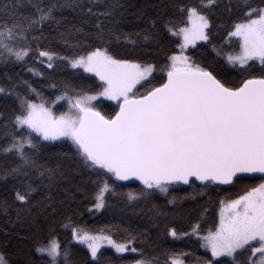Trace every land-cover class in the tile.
Here are the masks:
<instances>
[{
  "label": "snow or ice",
  "instance_id": "6c2138e0",
  "mask_svg": "<svg viewBox=\"0 0 264 264\" xmlns=\"http://www.w3.org/2000/svg\"><path fill=\"white\" fill-rule=\"evenodd\" d=\"M25 4L35 9L34 14L19 13ZM217 6L218 0L172 5L186 18L185 26L177 28L169 20L165 28L182 42L179 53L170 54L160 69L165 78L155 85V78L149 77L156 65L131 62L110 51L109 45L121 38L135 45L138 39L148 41L157 35L155 20L143 35L120 29L128 14L123 0H3L0 66L21 64L34 72L28 67L31 59L46 58L48 68L67 61L74 69L92 73L100 84L94 94L65 85L53 100L44 98L27 80L12 82L10 88L0 85V95L14 97L16 102L10 115L0 112V139L4 140L0 156L5 157L0 163V183L11 181L13 193L11 203L0 201V232L10 235L18 224L33 219L38 206L43 205L41 211L52 207L50 193L67 179L66 162L76 165L75 173H89L97 211L108 199L122 195L115 182L138 181L143 186L139 192L126 194L130 202L148 200L157 193L169 196L170 190L182 185L193 189L184 198L194 199L214 185L235 186L260 174L258 185L246 187L226 205L227 215L221 211L214 230L201 235L197 222L191 231L170 227L165 236L174 241L185 237L200 241L199 246L210 256L197 258L196 264H264V0L259 4L229 0L226 6L229 12L235 7L242 13L227 33L239 46L237 53L226 56L227 63L237 70L238 83L202 67L186 54L198 41L210 40L212 25L207 13ZM65 10L75 13L80 26L65 23ZM61 26L66 31H60ZM85 26L92 31H86ZM45 27L56 29L61 43L74 50L71 56L41 48ZM90 37L98 43H90ZM138 85L145 89L142 94ZM101 99L114 101L117 110L104 113L95 103ZM60 102L67 105V111L57 115L53 108ZM65 140L74 151L57 152L54 163H45V149L52 142ZM177 199L171 196L168 202L176 204ZM63 227L87 247L92 264H106L105 247L117 254L137 253L138 245L148 239L146 232L123 240L110 233L93 234L73 224L70 217ZM35 251L47 258L46 264H71L70 247L52 236L44 243L36 242ZM188 255L165 249L163 264H186ZM0 264H11L3 252ZM125 264L161 262L141 256Z\"/></svg>",
  "mask_w": 264,
  "mask_h": 264
},
{
  "label": "trees",
  "instance_id": "16d2710c",
  "mask_svg": "<svg viewBox=\"0 0 264 264\" xmlns=\"http://www.w3.org/2000/svg\"><path fill=\"white\" fill-rule=\"evenodd\" d=\"M2 2L3 0H0V4ZM123 2L128 5L127 22L120 25L123 32H138L143 35L150 30V22L155 20L157 35L148 41L138 39L135 45L125 43L121 38L120 42L113 41L109 45L110 51L118 58L131 62L156 65L157 70L150 79L154 77L153 83L158 85L165 78V73L160 69L168 63L167 57L170 54H176L179 51L181 42L179 37L172 36L166 30L165 24L171 20L177 28L185 26L186 18L172 5L179 3L191 6L198 4L199 0H123ZM252 2L259 4L260 0H252ZM228 3L229 0H218V6L207 13L212 25L209 29L212 33L211 38L191 48L188 55L202 67L214 71L219 76L229 78L232 83H238L240 77L237 70L227 63L226 56L237 53L239 46L235 38L229 39L227 33L233 23L240 19L242 13L235 7L229 12L226 7ZM232 3L234 4L235 0H232ZM18 11L22 15H29L34 14L35 9L30 4H25ZM62 15L68 18L65 21L66 24L80 26V19L76 18L71 10H65ZM85 29L92 31L88 26H85ZM60 31H66V29L61 26ZM89 42L98 43L91 37ZM40 46L58 55L71 56L74 51L68 45L61 43L54 27L44 28ZM218 52L220 55H217ZM40 59L44 58L31 59L28 62V67H33L34 72L39 74L29 72L27 67L21 64L9 65L7 68L0 66V85L10 88L12 82L20 84L27 80L48 100L55 99L65 85L89 94L97 91L100 81L95 76L80 69H73L67 61H57L54 67L48 68L47 60L44 59L45 63L40 64ZM257 70L253 69L254 72ZM8 77H11V81ZM140 91L142 94L145 89L140 88ZM97 105L106 114H112L114 110H117V105L103 100ZM15 109L14 97L0 95V112L10 115ZM65 111L66 107L63 106L57 110V113ZM3 143L4 140L0 139V144ZM44 143L48 144V142ZM62 151L72 152L74 148L66 141L52 142L45 149L44 162L54 163V154ZM4 162L5 157L0 156V163ZM8 162H12L11 158H8ZM66 164L67 179L61 180L50 193L52 207L47 211H41L43 205L38 206L33 210V219L18 224L11 229L10 235L0 232V252L10 258L11 264H46L47 258L41 257L35 251V243H44L50 236L59 239L62 245L70 247L71 264H92L87 247L77 243L70 231L63 227L68 217L73 224L90 233L97 235L110 233L117 240L126 239L130 234L147 233L148 239L138 245L137 253L117 254L109 247L102 249L106 254V264H125V261L141 256L146 259L158 258L163 264L165 249L188 252L190 255L184 257L186 264H196L197 258L207 259L210 256L209 252L199 246L200 241L195 237H185L183 240L174 241L171 237L165 236L167 230L175 227L178 232L191 231V226L197 222L201 224V235L206 234L208 229L214 230L219 224L223 205L238 198L246 187L258 185L261 182L259 178H246L241 184L229 188L214 185L206 194L195 195L194 199L184 198L193 193V189L180 186L178 189L170 190L169 196L157 193L148 200L131 202L127 200L126 194L129 191L139 192L143 186L115 182L119 185L118 191L122 195L108 199L106 206L97 211L94 209L93 198L95 185L89 179V173L86 170L75 173L73 169L76 165L70 162ZM11 183V181L7 184L0 183V201L7 200L11 203L13 196ZM197 187L202 186L197 185ZM171 196L178 198L176 204L168 202Z\"/></svg>",
  "mask_w": 264,
  "mask_h": 264
},
{
  "label": "rangeland",
  "instance_id": "374dc122",
  "mask_svg": "<svg viewBox=\"0 0 264 264\" xmlns=\"http://www.w3.org/2000/svg\"><path fill=\"white\" fill-rule=\"evenodd\" d=\"M188 26H190V25H188ZM180 38V37H179ZM232 38H235V37H232ZM236 39V38H235ZM180 40H181V38H180ZM182 42V41H181ZM200 43H205V41H198L197 43H196V45L197 44H200ZM195 45V46H196ZM191 48H194V47H189L187 50H186V54H188V51L191 49ZM179 51H180V49H179ZM179 51L177 52V53H179ZM176 53V54H177ZM234 55V54H233ZM44 59H46V58H44ZM71 66V65H70ZM74 69V68H73ZM80 70H82L83 71V69H80ZM85 73H87V72H85ZM154 73V72H153ZM87 74H90V75H93L92 73H87ZM94 76V75H93ZM97 78V77H96ZM151 77H149V79H150ZM98 79V78H97ZM144 82H146V81H144ZM144 82H142V83H144ZM137 87H139V85L137 86ZM101 100H103V99H101ZM101 100H98V101H95V103L97 104L99 101H101ZM103 101H106V102H109V103H111V104H114V105H116V103L114 102V101H109V100H103ZM63 106H65L66 107V111H67V105L64 103V102H60L59 104H57L54 108H53V112L54 113H56L57 115H59L60 113H57V110L59 109V108H61V107H63ZM66 141V140H65ZM56 142H60V141H56ZM66 142H69L70 144H71V142L70 141H66ZM230 203V202H229ZM228 203H226V204H224L223 205V207H222V209H221V211L222 210H224L225 211V215H227V210H226V205H227ZM221 213V212H220ZM219 220H220V217H219ZM85 246V245H84ZM86 247V246H85ZM105 248H107V247H105ZM110 248V247H109ZM124 254H126V253H124Z\"/></svg>",
  "mask_w": 264,
  "mask_h": 264
},
{
  "label": "water",
  "instance_id": "95a60500",
  "mask_svg": "<svg viewBox=\"0 0 264 264\" xmlns=\"http://www.w3.org/2000/svg\"><path fill=\"white\" fill-rule=\"evenodd\" d=\"M248 179H253V178H259L260 179V174H253L252 176H249L247 177ZM122 183H125V184H136V185H141L138 181H128V182H122ZM199 185V184H198ZM182 186H186V185H182ZM201 186V185H199ZM218 186H221V187H224V188H229L231 187L232 185H218Z\"/></svg>",
  "mask_w": 264,
  "mask_h": 264
}]
</instances>
